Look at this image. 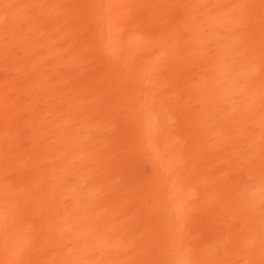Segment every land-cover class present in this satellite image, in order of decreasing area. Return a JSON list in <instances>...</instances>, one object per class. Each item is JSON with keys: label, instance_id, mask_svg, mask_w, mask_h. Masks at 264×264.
<instances>
[{"label": "bare ground", "instance_id": "obj_1", "mask_svg": "<svg viewBox=\"0 0 264 264\" xmlns=\"http://www.w3.org/2000/svg\"><path fill=\"white\" fill-rule=\"evenodd\" d=\"M0 264H264V0H0Z\"/></svg>", "mask_w": 264, "mask_h": 264}]
</instances>
